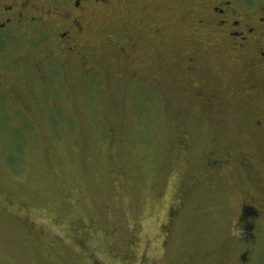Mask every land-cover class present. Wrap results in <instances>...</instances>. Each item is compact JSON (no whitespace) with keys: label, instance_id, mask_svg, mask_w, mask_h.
<instances>
[{"label":"rangeland","instance_id":"rangeland-1","mask_svg":"<svg viewBox=\"0 0 264 264\" xmlns=\"http://www.w3.org/2000/svg\"><path fill=\"white\" fill-rule=\"evenodd\" d=\"M176 1L127 23V54L114 12L87 61L8 49L0 264H264V71L239 66L237 86L232 55L178 27Z\"/></svg>","mask_w":264,"mask_h":264},{"label":"flooded vegetation","instance_id":"flooded-vegetation-1","mask_svg":"<svg viewBox=\"0 0 264 264\" xmlns=\"http://www.w3.org/2000/svg\"><path fill=\"white\" fill-rule=\"evenodd\" d=\"M150 0H0V97L14 96L10 76H16L15 57L8 49L17 41L35 44V52L44 54L45 47L63 52L76 61L90 58L94 22L102 16L115 13L123 22L117 29V42L126 52L129 38L128 22L139 14L149 15L145 4ZM181 17L177 26L188 28L192 34L206 37L208 51L221 57L225 51L234 58L235 81L243 65L264 71V0H177ZM191 2V3H190ZM161 7L160 5H158ZM165 8L167 7L166 5ZM159 8L151 7L152 15ZM189 10V11H188ZM152 17V16H151ZM196 54L187 58L188 68L197 71ZM240 57L243 62H240ZM130 58V57H129ZM128 58V59H129ZM238 65H236V63ZM53 58L39 60V73L51 76ZM43 67V68H42ZM257 86L250 85L254 91ZM251 231V229H250ZM251 236V232L249 233Z\"/></svg>","mask_w":264,"mask_h":264}]
</instances>
